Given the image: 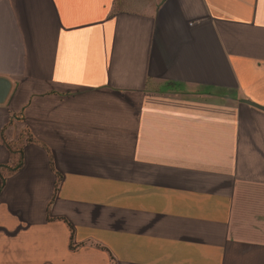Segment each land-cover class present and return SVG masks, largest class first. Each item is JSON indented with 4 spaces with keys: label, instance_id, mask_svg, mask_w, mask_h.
I'll use <instances>...</instances> for the list:
<instances>
[{
    "label": "crops",
    "instance_id": "crops-1",
    "mask_svg": "<svg viewBox=\"0 0 264 264\" xmlns=\"http://www.w3.org/2000/svg\"><path fill=\"white\" fill-rule=\"evenodd\" d=\"M0 77V264H264V0H0Z\"/></svg>",
    "mask_w": 264,
    "mask_h": 264
},
{
    "label": "water",
    "instance_id": "water-1",
    "mask_svg": "<svg viewBox=\"0 0 264 264\" xmlns=\"http://www.w3.org/2000/svg\"><path fill=\"white\" fill-rule=\"evenodd\" d=\"M9 89H10V82L6 78L0 77V102H3L5 100L9 92ZM242 101L257 106L256 104L249 102L248 100L243 99Z\"/></svg>",
    "mask_w": 264,
    "mask_h": 264
},
{
    "label": "trees",
    "instance_id": "trees-1",
    "mask_svg": "<svg viewBox=\"0 0 264 264\" xmlns=\"http://www.w3.org/2000/svg\"><path fill=\"white\" fill-rule=\"evenodd\" d=\"M19 165H20V160L17 163H15L12 168L18 167ZM0 179L2 181V179H3L2 176L0 177Z\"/></svg>",
    "mask_w": 264,
    "mask_h": 264
}]
</instances>
